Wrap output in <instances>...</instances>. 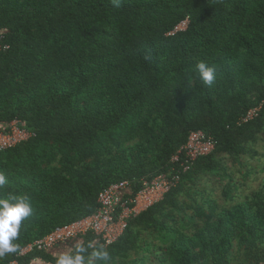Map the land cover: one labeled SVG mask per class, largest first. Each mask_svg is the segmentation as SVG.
<instances>
[{"label":"trees","instance_id":"obj_1","mask_svg":"<svg viewBox=\"0 0 264 264\" xmlns=\"http://www.w3.org/2000/svg\"><path fill=\"white\" fill-rule=\"evenodd\" d=\"M0 33L9 45L0 51V131L20 120L36 134L0 153V198L27 195L33 206L18 252L0 264H54L52 254L18 257L26 245L96 212L110 185L129 181L137 191L143 179L168 173L196 131L213 136L216 151L198 159L163 202L128 221L107 248L112 261L165 264L161 258L173 253V264H264V214L252 205L225 211L201 231L198 246L185 243L165 213L185 180L215 168L221 154L247 153L262 133L264 109L239 122L264 97V0H0ZM201 61L216 69L211 87L199 78ZM151 124L160 137L153 157L141 142L105 154L96 147L123 129L129 142ZM54 145L74 155L58 161ZM141 230L164 245L142 250ZM131 252L140 257L127 262Z\"/></svg>","mask_w":264,"mask_h":264},{"label":"rangeland","instance_id":"obj_2","mask_svg":"<svg viewBox=\"0 0 264 264\" xmlns=\"http://www.w3.org/2000/svg\"><path fill=\"white\" fill-rule=\"evenodd\" d=\"M148 129L151 131L143 130L139 137L126 143H123V140L129 133H125L124 129L115 131L107 141L105 138L101 139L96 147L105 154L108 150L116 152L122 148L130 149L141 142L148 147L149 154L153 157L157 153V142L160 141L159 128L157 124H151ZM145 132H148V135ZM261 132L255 141L246 144L250 146L247 153L221 154L214 160L215 168L194 173L184 181L175 198L176 204L166 205L165 213L173 216L169 218L170 228L181 231L186 237L185 243L197 241L195 245L198 246V241L202 238L201 231L214 224L225 211L232 210L239 203H248L253 206V211L259 210L264 214V128ZM50 154L61 161L74 155V152L54 145ZM235 217L237 218V215ZM140 233L142 250L152 246L154 250H158L164 245L154 232L141 230ZM142 255L147 257L146 253ZM139 257L137 252H131L126 261L131 262ZM117 260H113L112 264H118ZM161 260H164L165 264H173V253Z\"/></svg>","mask_w":264,"mask_h":264},{"label":"built area","instance_id":"obj_3","mask_svg":"<svg viewBox=\"0 0 264 264\" xmlns=\"http://www.w3.org/2000/svg\"><path fill=\"white\" fill-rule=\"evenodd\" d=\"M188 25L189 21L182 23L173 34L185 31ZM3 38L4 34L0 33V51L9 48L8 44L3 43ZM263 109L264 97L240 119L239 125L258 119ZM35 136L20 120L12 122L8 128L1 127L0 153L12 150ZM216 148L217 141L213 136L203 131L192 132L187 143L173 156L174 166L168 173L152 180L143 179L137 191L129 181L110 185L99 194L96 212L69 225L60 226L48 236L26 245L18 258H27L38 252L54 255L71 247L76 241L83 243L88 236L94 237L95 247L103 246L107 249L123 235L129 220L163 202L181 184L182 175L188 173L198 159L212 155ZM13 264H18V261Z\"/></svg>","mask_w":264,"mask_h":264},{"label":"clouds","instance_id":"obj_4","mask_svg":"<svg viewBox=\"0 0 264 264\" xmlns=\"http://www.w3.org/2000/svg\"><path fill=\"white\" fill-rule=\"evenodd\" d=\"M196 70L204 84L211 87L216 69L201 61L197 63ZM5 184L6 176L0 171V187ZM32 214L33 206L29 196L9 194L0 198V258L18 252L15 241L22 222ZM53 260L54 264H112V256L106 248L95 247L91 242L85 245L80 241L74 242L70 251L55 253Z\"/></svg>","mask_w":264,"mask_h":264},{"label":"crops","instance_id":"obj_5","mask_svg":"<svg viewBox=\"0 0 264 264\" xmlns=\"http://www.w3.org/2000/svg\"><path fill=\"white\" fill-rule=\"evenodd\" d=\"M71 250V247H66V248H64V249H62L60 252H64V251H70ZM55 255V254H54ZM53 255V256H54ZM33 264H50V263H47V262H45V261H43V260H41V259H36L34 262H33Z\"/></svg>","mask_w":264,"mask_h":264}]
</instances>
